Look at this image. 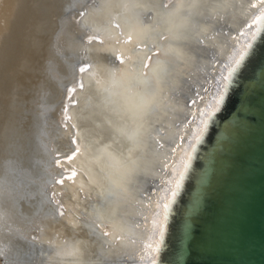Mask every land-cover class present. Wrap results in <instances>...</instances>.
I'll return each mask as SVG.
<instances>
[{"label": "bare ground", "instance_id": "bare-ground-1", "mask_svg": "<svg viewBox=\"0 0 264 264\" xmlns=\"http://www.w3.org/2000/svg\"><path fill=\"white\" fill-rule=\"evenodd\" d=\"M261 9V0H0V264H160L178 208L173 199L165 219L157 205L189 152L180 188L189 191L197 183L201 192L206 172L196 167L190 145L201 138L195 142L192 130L199 111L214 104V80L252 44L257 27H245ZM79 10L87 15L75 16ZM190 11L199 24L183 41L179 67L167 75H159L155 64L149 70L157 74L158 90L139 83L138 71L113 75L121 33L132 32L147 52L160 45L161 33L169 34L164 21L180 23ZM156 24L159 31H153ZM96 29L112 37L102 48L88 42ZM130 48L119 46L125 55H132ZM140 56L116 66L138 68ZM83 57L95 65L89 74L77 71ZM80 76L85 87L73 93L76 104L67 106L70 119L61 127L64 88ZM145 100L151 107L140 121L133 113ZM73 136L80 153L56 166L54 154L72 152ZM208 154L199 163L209 162ZM72 168L78 173L72 181H53ZM51 184L56 205L47 192ZM197 199L187 202V212ZM93 221L110 225L113 234L103 237Z\"/></svg>", "mask_w": 264, "mask_h": 264}, {"label": "water", "instance_id": "water-1", "mask_svg": "<svg viewBox=\"0 0 264 264\" xmlns=\"http://www.w3.org/2000/svg\"><path fill=\"white\" fill-rule=\"evenodd\" d=\"M79 12L74 15L79 16ZM257 16L254 24L245 27H257L251 47L232 74L219 110L193 151L196 167L206 172L201 192L197 183L189 191L181 187L176 192V226L165 242L160 264H264V18L257 20ZM236 35L241 36L242 31ZM214 83L219 93L222 80L215 79ZM72 86L64 88L57 111L61 127L66 123L65 108L71 103L66 89ZM193 104L189 102V106ZM207 152L210 161L199 163ZM53 157L56 166L57 160L67 162L61 154ZM57 179L53 177L55 183ZM52 188L49 185L47 192L56 205L55 196L49 192ZM197 197L199 207L187 212L188 204ZM189 216L194 220L185 237ZM27 238L34 240L32 235Z\"/></svg>", "mask_w": 264, "mask_h": 264}, {"label": "snow or ice", "instance_id": "snow-or-ice-1", "mask_svg": "<svg viewBox=\"0 0 264 264\" xmlns=\"http://www.w3.org/2000/svg\"><path fill=\"white\" fill-rule=\"evenodd\" d=\"M262 3H264V0H261ZM165 9L169 8L168 3H165L163 6ZM191 7H196V5H192ZM255 7V5H253ZM169 16H174L175 13L172 11H168L167 13ZM85 15H87L86 12H80V17L83 18ZM202 15V13H201ZM195 13L188 12V14L181 18L180 23H176L174 21H164L165 23L169 24V27L167 29L168 35L160 34L159 35V41L161 42L159 46L153 44L151 47L147 49V52H145V48L141 47L140 41L134 39V36L132 32H129L127 34L121 33V39L116 40V46L114 47V50L112 52V55L114 56L116 64L113 65V75H119L121 73H128L129 75H135V73L139 72V83H144L148 85L153 91L158 90L159 88V81L157 80V74L154 73L152 75L149 74V70L152 68V66L155 64L156 67L159 70V75H167L170 74V70L176 69L179 67V64L181 60L183 59L184 55L186 53L182 52V49H186L187 45L183 43L184 40H186L198 27L199 21L194 20ZM264 18V9L260 10V15L256 17L257 20ZM205 21L209 19V17H204ZM255 22V21H254ZM115 27H119V25H115V22H112ZM160 24H156L153 26V31H159ZM175 29V31H174ZM112 39L111 36L105 35L100 32L99 29L93 30V33L89 36V44L96 42L101 48L104 46L107 40ZM172 41H177L178 43L174 44ZM199 43L203 44V40H199ZM120 45H131L130 52L132 55L140 56L141 53H144L143 56H140V60L137 62L139 67L136 66L132 67H117L116 65H126L132 63V55H125L119 50ZM251 47L250 44L246 45L244 50L239 52L238 58L234 60V63L231 67L228 68L227 73L223 74L221 77L222 83L220 87L219 93L214 98V104L209 105L207 109H201L199 111V116L201 117L199 125L195 127L192 130V139L195 142H199L200 138L203 136L205 128L208 125L209 120L216 114V112L219 110L221 103L224 100V94L226 90L229 87V84L232 80V74L236 71V68L240 65L241 61L244 59V56L246 54L247 48ZM85 63H82L78 66L77 71L80 74H89L91 73L92 69L95 67L90 61L87 60V57L82 58ZM85 87L83 82V77L80 76L76 79L74 85L72 87H69L66 89L67 98L71 100V103L73 105L76 104V100L73 97V93H75L78 89L83 90ZM130 92L132 89L129 90ZM150 103L149 101L145 100L144 103H142L136 111H134L133 115L136 119L143 121L145 116L148 115L150 110ZM151 110H154V107L151 108ZM70 117L67 115V107L65 108V120H69ZM142 126V125H141ZM75 127V126H73ZM135 132L128 133L129 139H133L135 137ZM72 145H74V148L70 155L66 157L67 160L71 161L75 159V157L80 153L81 146L79 145L78 141L75 139V136H73L71 140ZM191 148H195V143L190 145ZM187 159L183 163V171H180L177 174V178L174 181V187L171 189H168V196L164 198V203L162 205L158 204V208H162L166 219V214L169 209V206L172 203V200L175 199L176 192L179 191L181 180L183 179L184 172L187 170L188 162L191 159V153H186ZM60 161L57 160V164L59 165ZM173 171L175 169L173 168ZM77 171L75 168H72L70 170V174L65 175L61 179H57V184H63L64 180L67 179L69 181H72L77 176ZM109 195H112L111 191H109ZM200 201L197 199V201L194 203L193 211L199 207ZM103 209V206H102ZM106 210V209H105ZM59 216H64V212L61 210H57ZM194 217L189 216L185 221V227L187 228V231H185V237H187L190 233L188 231L190 225L193 223ZM96 228L100 229V235L107 238L111 236L113 233L109 230L110 225H104L103 228H101V225L97 223L96 221L92 222ZM153 224H157V221L154 219ZM159 234L162 236L164 231V219H161L158 223L157 228ZM117 240L120 239L119 236L116 237ZM158 246V242H157ZM152 251H156L157 248L153 247L152 245H147ZM154 264V261H153Z\"/></svg>", "mask_w": 264, "mask_h": 264}]
</instances>
